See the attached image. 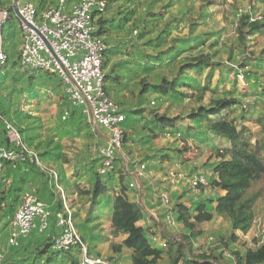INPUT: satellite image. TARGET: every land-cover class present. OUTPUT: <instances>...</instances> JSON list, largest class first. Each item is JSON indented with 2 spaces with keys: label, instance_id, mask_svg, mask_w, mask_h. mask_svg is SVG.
<instances>
[{
  "label": "rangeland",
  "instance_id": "1",
  "mask_svg": "<svg viewBox=\"0 0 264 264\" xmlns=\"http://www.w3.org/2000/svg\"><path fill=\"white\" fill-rule=\"evenodd\" d=\"M2 1H7L6 6L10 7L8 0ZM57 1L28 2L39 9H48L56 6ZM104 2L107 3L103 15L107 32L102 39L110 51L104 57L103 73L109 77L105 78V84L109 97L126 115L137 110L141 113L156 111L172 119L180 117L177 125L183 127L190 125L184 117L191 109L206 107L210 99L232 98L237 101L232 117L235 124L238 129L244 127L252 133L251 140L255 141V134L260 129L256 121L264 115V0ZM12 17L15 19L13 25L7 23L3 30L8 62L0 71V113L21 133L29 148L44 155L41 158L43 165L57 173L58 185L65 193L67 207L88 254L114 264H131L127 249L115 252L111 248L120 245L125 236L112 233L106 198L91 205L88 196L80 193L87 191L93 183V176L88 172L89 160L97 157L98 148L106 146L109 134L105 130L100 132L101 127L90 125L92 132L89 134L84 122L78 117L72 119L73 106L62 96L63 89L58 88L56 77L41 75L29 81L28 76L20 73L15 61L22 46V33L17 18ZM123 21L124 25L116 29L115 26ZM199 55L215 65L211 71L202 72L200 77L182 74L192 58ZM181 77L185 78L179 83L208 85L209 90L202 94L199 90L181 86L177 90L182 97L174 92L162 96L152 91L151 87L163 79L175 82ZM114 78L116 80H112ZM201 95L203 100H199ZM144 125L140 120L131 124L129 130L126 125L122 129L132 138L126 148L130 154L122 155L123 165L130 159L146 167L134 188L129 186L131 179L128 181L130 193L141 190V195L131 196V199L139 201L143 207L146 219L140 225L148 234L183 242L182 236L188 232L176 220V205L183 203L192 207L194 202L223 195L210 183L214 177L212 168L218 161L215 151L226 141L208 137L203 128L196 126L194 134L185 136L183 131L173 129L149 132ZM166 154L170 161L161 163L160 157ZM23 169L0 177V264H47L45 256L37 258V252L57 236L53 221L50 230L39 238L33 232L32 239L24 246L16 249L8 244L9 223L23 193L32 189L40 193L34 187L42 186L49 199L56 201L59 197V189L48 175H42L36 167L28 171ZM133 169L131 172H135V167ZM198 174L204 177L206 186L194 192L186 181ZM180 175L184 181H180ZM251 191L260 192L254 206L252 229L246 235L239 234V242L235 243L230 239L229 221L215 216L211 222L197 226L200 235L193 243L196 253L206 252L225 264H236V254L243 255L247 248L255 249L264 243V177ZM165 192L170 200L167 211L157 206ZM154 217L158 226H154ZM47 253H51L50 248ZM78 253L58 255L51 264H72L75 260L81 264ZM158 264H169L168 256L164 255Z\"/></svg>",
  "mask_w": 264,
  "mask_h": 264
},
{
  "label": "trees",
  "instance_id": "2",
  "mask_svg": "<svg viewBox=\"0 0 264 264\" xmlns=\"http://www.w3.org/2000/svg\"><path fill=\"white\" fill-rule=\"evenodd\" d=\"M70 1L71 4H75L79 0ZM0 4L2 6H6L8 2L6 1L5 3V1H2L0 2ZM35 8L38 12L46 10L44 8ZM105 10L104 13L99 15L97 21L99 28L98 35L100 37H103V35L107 32L105 27L107 21L105 18H103ZM12 15L13 13H11L8 23H11L13 25L12 22H14L15 19L12 17ZM123 25L124 21L122 23L119 22V24H117L115 28L117 29L119 26ZM11 29L12 28L9 27L8 31L11 32ZM7 34L8 33H6V35ZM7 37L9 38L10 36L8 35ZM20 51L21 49L19 50V54ZM109 52L110 51L107 48L106 52L104 53V57ZM17 61H15L16 64ZM191 61L192 62H189L188 65H186L187 67H185V72L182 74H195L197 77H200L202 75V72L208 70L207 72L209 73L212 66H215L214 64L209 63L207 58L203 57L202 55L192 58ZM23 75L28 76L29 81H32L37 76L41 75L50 76L48 73L44 72H37L31 75ZM53 76L56 77L55 75ZM105 78L109 79V77L104 76V79ZM183 78L185 77H181V79H178L180 81L175 80V82L163 79L160 84L151 87L152 91L154 93H159L162 96H166L174 92L178 93L179 96L182 97V93L177 90V88H181V86H184V88L190 89L192 91L199 90L202 92V94L209 90V87H207L208 85L202 87V85L198 86L195 85V83H179ZM57 80L58 88L60 89L61 87L63 89L58 78ZM112 80H116V78ZM207 80H210V78H208ZM104 89L106 94L108 95L109 93L106 84L104 85ZM62 96L67 99V96L64 92ZM199 100H203L202 95L199 97ZM236 104L237 101L232 98L210 99L206 107L199 106L195 109L190 110V112L184 117L190 125H186L183 127L177 125V121L180 120V117L172 119L170 117H167L166 115L158 114L156 113V111L141 113L138 110L130 111L128 115H126V113L122 110V112L126 115V119L122 124V129L126 125L129 130V126H131V124L137 122L139 123L141 120L145 124V129H148L149 132L154 130H161V132H163L168 129H173L175 131L181 130V132H184L185 136H190L194 134L193 131L196 130V126L197 128H203L207 132L208 137H218L221 140L226 141L225 145L222 148L216 149L215 151V156L218 161L212 168L214 177L212 178L210 183L213 188L222 191L223 195H218L215 199H210L207 201H198L199 203L194 202L192 203L193 208L187 207L183 205V203L177 204L175 208L176 220L182 224L183 228L188 233L182 236L183 242L159 237V240L166 242V247L162 248L158 245V243L155 244V242L151 240V237L155 236L156 234H148L145 227L140 225V223L144 219H146V215L143 211L142 205L139 201L136 202V200L131 199V196H135L137 194L141 195V190L139 192H133L132 194L130 193L131 189H129L128 186V181L131 179V175L129 174V172L134 170L133 168L137 165H141L143 163L139 161L134 162L129 159L127 166L125 167L123 165L122 155L130 154V151H128L126 148L132 138L126 136L122 132V141L119 147V151L115 153L116 157L114 159L113 169L108 171L105 175H100L98 173V169L100 168L102 163L101 158H90L89 162L91 166L89 167V169H87L89 174L93 176V183L87 191H80L81 194L88 196L91 205H96L100 200H102V198H106L105 205L110 207L107 215L110 219L112 233L114 235L121 234L125 236L120 245H112L111 248L113 251L120 252L122 248L127 249L130 252L131 264H158V262L162 260L164 255L168 256L169 264H225L218 258L213 257L206 252L196 253V251L193 249V243L200 235V232L197 231V226L203 223L211 222L215 216L223 217L229 221L231 227L230 239L235 243L239 242V234L246 235L252 229L254 224V206L260 197V192H252L251 189L255 185V183H257L262 177H264V115L262 117H259L256 121L260 129L255 134V141L253 142L251 140L252 133L247 131V129L244 127L238 129L237 125L234 122V119L232 118L234 115V106ZM73 109V113L75 114L72 113V119L78 117L82 122H84V125L90 134L92 131L86 118L81 114L78 108L73 107ZM67 127L69 128V126ZM99 130L100 132H105V129L103 128H99ZM0 142L4 144L2 136L0 138ZM186 150L187 146H185L182 151L185 152ZM38 156L40 159L44 157L43 154H38ZM169 161L170 156L167 154L160 157L161 163ZM32 167L35 166L18 165L14 168L11 165L6 164L4 171L0 173V177L6 175L8 176L18 168H24L28 171V169ZM60 179L61 178L59 176V180ZM76 188L78 189V186ZM200 188H204V186H199L198 189ZM111 189H113V194L111 193L108 196V192ZM40 199L44 201L42 198ZM157 204V206L159 207V200L157 201ZM9 207H11V205ZM160 208L166 209V211L168 210V207H159V209ZM61 209L62 206L60 201L57 203L56 201H54V204L51 206V211L56 212V210ZM52 221L55 225L53 215L50 218L48 230H50L51 228L50 225ZM153 223L156 224L154 226H158L159 224L156 218L154 219ZM59 232L60 230H58L57 234H59ZM161 232L162 229L160 231L158 230L159 234ZM45 233H38L37 231H34L33 234H35L37 238H39ZM33 234L29 236L30 238L28 237L20 241L19 245L16 247L10 245L9 246L16 249L20 246H24V243H27L30 239H32L31 237L33 236ZM241 244L245 245V243ZM52 245L53 242L51 241L50 244H46L44 248L40 249L37 252V258H42L45 256V262L47 264H51L58 255L67 253L70 254L76 251L79 252L78 255L81 256V251L78 248H73L70 251H56L52 248ZM49 248L51 250L50 254L47 253ZM235 257L236 264H264V243L259 245L255 249L247 248L243 255L236 254ZM72 264H77V261H72Z\"/></svg>",
  "mask_w": 264,
  "mask_h": 264
},
{
  "label": "built area",
  "instance_id": "3",
  "mask_svg": "<svg viewBox=\"0 0 264 264\" xmlns=\"http://www.w3.org/2000/svg\"><path fill=\"white\" fill-rule=\"evenodd\" d=\"M8 1L10 7L0 4V71L8 60L3 30L13 13L19 22L23 40L17 61L20 73L31 75L44 72L55 75L69 103L80 110L88 124L108 132L106 146L96 151L102 162L98 173L105 175L114 167L115 153L119 151L122 141V124L126 119L121 108L104 89L103 63L108 47L98 35L97 21L104 12L106 3L104 0H79L71 4L70 0H58L56 6L38 12L26 0ZM1 136L4 144L0 142V173L4 171L6 164L14 168L18 165L38 167L59 189L62 206L61 210L52 212V205L39 199L34 191L25 192L9 223L8 244L16 247L34 231L45 233L53 215L55 226L60 230L52 239L54 250L70 251L78 248L81 251V264H114L88 254L67 207L65 193L58 185L57 173L43 165L38 154L26 145L21 133L0 113V138ZM145 169V165L141 164L135 167V172H129L131 188L142 179ZM179 178L184 181L183 176L180 175ZM186 182L194 192L199 186H206L201 174L194 175ZM165 193L158 200L160 207L167 208L170 200ZM167 218L170 216L167 215ZM151 240L158 241V237H151ZM158 245L165 248L166 242L162 241Z\"/></svg>",
  "mask_w": 264,
  "mask_h": 264
},
{
  "label": "crops",
  "instance_id": "4",
  "mask_svg": "<svg viewBox=\"0 0 264 264\" xmlns=\"http://www.w3.org/2000/svg\"><path fill=\"white\" fill-rule=\"evenodd\" d=\"M34 188H36V189H38L40 191V193H37L34 189H32V191H34V193L38 196L39 199L42 198L45 202L49 203L50 205L54 204V200L48 198L49 194H46L45 190L43 192V187L42 186H40V187L35 186ZM59 201H60L59 197H56V203L59 202ZM58 230L59 229H56L57 232H58Z\"/></svg>",
  "mask_w": 264,
  "mask_h": 264
},
{
  "label": "water",
  "instance_id": "5",
  "mask_svg": "<svg viewBox=\"0 0 264 264\" xmlns=\"http://www.w3.org/2000/svg\"><path fill=\"white\" fill-rule=\"evenodd\" d=\"M14 13L17 15V11L14 9Z\"/></svg>",
  "mask_w": 264,
  "mask_h": 264
}]
</instances>
